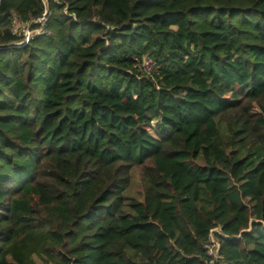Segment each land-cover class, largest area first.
I'll return each mask as SVG.
<instances>
[{
    "label": "trees",
    "instance_id": "1",
    "mask_svg": "<svg viewBox=\"0 0 264 264\" xmlns=\"http://www.w3.org/2000/svg\"><path fill=\"white\" fill-rule=\"evenodd\" d=\"M49 9L12 47L43 8L0 0V264H209L218 226L215 264H264V0Z\"/></svg>",
    "mask_w": 264,
    "mask_h": 264
},
{
    "label": "built area",
    "instance_id": "2",
    "mask_svg": "<svg viewBox=\"0 0 264 264\" xmlns=\"http://www.w3.org/2000/svg\"><path fill=\"white\" fill-rule=\"evenodd\" d=\"M41 3L43 11L40 16L33 18L30 22L14 21L12 33L18 35L21 29L23 35V41L18 44L22 47L28 44L30 41L44 35H50L51 30L49 28V22L51 18V12L49 9L50 0H37ZM136 68L138 71L148 76H153L156 69L159 68L158 64L148 56L137 60ZM222 227L218 226L210 232V241L206 245L208 256L210 258L209 264L218 263L220 258V242L217 238L218 234H221Z\"/></svg>",
    "mask_w": 264,
    "mask_h": 264
},
{
    "label": "rangeland",
    "instance_id": "3",
    "mask_svg": "<svg viewBox=\"0 0 264 264\" xmlns=\"http://www.w3.org/2000/svg\"><path fill=\"white\" fill-rule=\"evenodd\" d=\"M149 134L152 138L159 140L161 139V135L159 134L156 123L154 122L152 124V128L149 130ZM145 182L141 178L140 170L137 167H134L132 169V183L130 188L125 193L126 200L130 202L132 199L138 200V201H144L145 196ZM127 213H130V209H126Z\"/></svg>",
    "mask_w": 264,
    "mask_h": 264
},
{
    "label": "water",
    "instance_id": "4",
    "mask_svg": "<svg viewBox=\"0 0 264 264\" xmlns=\"http://www.w3.org/2000/svg\"><path fill=\"white\" fill-rule=\"evenodd\" d=\"M12 47H19V45H14V46H12Z\"/></svg>",
    "mask_w": 264,
    "mask_h": 264
},
{
    "label": "clouds",
    "instance_id": "5",
    "mask_svg": "<svg viewBox=\"0 0 264 264\" xmlns=\"http://www.w3.org/2000/svg\"><path fill=\"white\" fill-rule=\"evenodd\" d=\"M18 45V44H17ZM145 56H148V55H145ZM140 59V58H139ZM139 59H137V60H139Z\"/></svg>",
    "mask_w": 264,
    "mask_h": 264
}]
</instances>
